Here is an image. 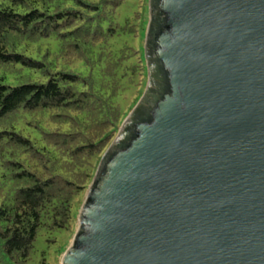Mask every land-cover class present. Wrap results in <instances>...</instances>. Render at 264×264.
I'll return each instance as SVG.
<instances>
[{"label": "water", "instance_id": "1", "mask_svg": "<svg viewBox=\"0 0 264 264\" xmlns=\"http://www.w3.org/2000/svg\"><path fill=\"white\" fill-rule=\"evenodd\" d=\"M148 82L62 264H264V0H150Z\"/></svg>", "mask_w": 264, "mask_h": 264}, {"label": "trees", "instance_id": "2", "mask_svg": "<svg viewBox=\"0 0 264 264\" xmlns=\"http://www.w3.org/2000/svg\"><path fill=\"white\" fill-rule=\"evenodd\" d=\"M123 2L0 0V264H28L41 229H69L75 198L144 94L134 43L148 26L140 15L120 24Z\"/></svg>", "mask_w": 264, "mask_h": 264}, {"label": "rangeland", "instance_id": "3", "mask_svg": "<svg viewBox=\"0 0 264 264\" xmlns=\"http://www.w3.org/2000/svg\"><path fill=\"white\" fill-rule=\"evenodd\" d=\"M150 14V0H124L122 6L118 9L117 20L120 24L124 25L128 19L132 20L136 15H140L147 22V26H149ZM134 47L136 49H140L141 47V50H144L145 52L144 39L141 43L140 40L135 39ZM138 90L139 87H136L134 84H131L127 87L126 91L121 97L122 99L120 101V105L125 114H128L131 108L134 106ZM139 102L137 103V105L139 104ZM128 116L126 117V119L128 118ZM17 128L20 130L25 129L24 120L21 119L19 121ZM25 134H31L32 137H37L36 131L30 129L27 126ZM87 193L88 190L87 192L80 193L75 198V203L73 206V221L69 229L55 231H49L47 228L41 229L37 237V241L35 243L34 253L28 264H39L42 260H45L48 264H62L64 251H67L69 249L78 230L79 215L82 206L86 200Z\"/></svg>", "mask_w": 264, "mask_h": 264}]
</instances>
